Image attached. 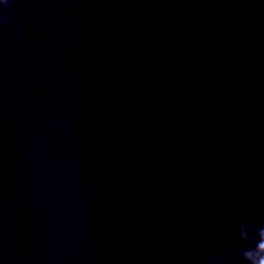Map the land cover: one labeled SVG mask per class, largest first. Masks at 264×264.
I'll list each match as a JSON object with an SVG mask.
<instances>
[{
    "label": "water",
    "instance_id": "obj_1",
    "mask_svg": "<svg viewBox=\"0 0 264 264\" xmlns=\"http://www.w3.org/2000/svg\"><path fill=\"white\" fill-rule=\"evenodd\" d=\"M2 17L0 264H251L247 226L224 246L264 212V0Z\"/></svg>",
    "mask_w": 264,
    "mask_h": 264
},
{
    "label": "clouds",
    "instance_id": "obj_2",
    "mask_svg": "<svg viewBox=\"0 0 264 264\" xmlns=\"http://www.w3.org/2000/svg\"><path fill=\"white\" fill-rule=\"evenodd\" d=\"M0 21L5 24L11 23V21L6 20L4 17H2ZM238 135L244 140L249 141L244 147L243 151H237L235 153L236 157L243 159V152L249 150L255 152L256 144L254 141H250L247 134L244 133L242 130L238 133ZM245 226L251 229L254 235L259 237V243L256 244L254 250L246 251L244 253V258L246 260L251 261V264H264V212H262L259 216L256 217V221H245L243 219L238 221L235 225L236 232H238V238L236 237L235 233H233L230 237V242L224 247L225 249H236L241 246L250 245L252 243V235L245 233ZM218 253H216L215 255H210L208 257V264H211V261Z\"/></svg>",
    "mask_w": 264,
    "mask_h": 264
}]
</instances>
